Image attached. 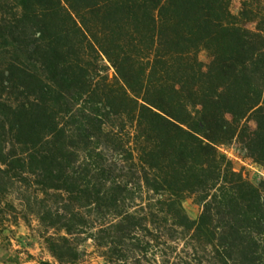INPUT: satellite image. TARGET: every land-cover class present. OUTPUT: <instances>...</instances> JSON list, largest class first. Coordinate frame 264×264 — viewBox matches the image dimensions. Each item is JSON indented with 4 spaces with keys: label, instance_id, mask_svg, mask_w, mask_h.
<instances>
[{
    "label": "trees",
    "instance_id": "obj_1",
    "mask_svg": "<svg viewBox=\"0 0 264 264\" xmlns=\"http://www.w3.org/2000/svg\"><path fill=\"white\" fill-rule=\"evenodd\" d=\"M232 1L0 0V225L53 264H264V178L222 151L264 173V0Z\"/></svg>",
    "mask_w": 264,
    "mask_h": 264
},
{
    "label": "rangeland",
    "instance_id": "obj_2",
    "mask_svg": "<svg viewBox=\"0 0 264 264\" xmlns=\"http://www.w3.org/2000/svg\"><path fill=\"white\" fill-rule=\"evenodd\" d=\"M240 8V2L233 0L231 2V12L237 14ZM199 59L204 63L208 62L205 53L199 54ZM109 75L112 76V70ZM253 127V123H251ZM231 155V161L236 171L243 173L251 183L257 184L264 173L255 167L247 158L245 151L237 143L224 147ZM9 201H12L10 198ZM17 204V203H16ZM183 206L191 219H196L200 213V208L192 200L184 201ZM0 225V264H53L54 261L48 254L42 244L36 228V222L30 220V224L21 219L19 212L7 210ZM84 249L88 253L85 260L87 264H102L100 258L93 253V247L88 242Z\"/></svg>",
    "mask_w": 264,
    "mask_h": 264
},
{
    "label": "built area",
    "instance_id": "obj_3",
    "mask_svg": "<svg viewBox=\"0 0 264 264\" xmlns=\"http://www.w3.org/2000/svg\"><path fill=\"white\" fill-rule=\"evenodd\" d=\"M222 151L224 154H226L228 156V158L231 160V155L224 149L222 148Z\"/></svg>",
    "mask_w": 264,
    "mask_h": 264
}]
</instances>
